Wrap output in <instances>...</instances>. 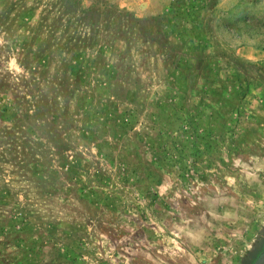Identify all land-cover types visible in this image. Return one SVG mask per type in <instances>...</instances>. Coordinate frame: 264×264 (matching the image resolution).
<instances>
[{"label":"rangeland","instance_id":"1","mask_svg":"<svg viewBox=\"0 0 264 264\" xmlns=\"http://www.w3.org/2000/svg\"><path fill=\"white\" fill-rule=\"evenodd\" d=\"M262 245L264 0H0V264Z\"/></svg>","mask_w":264,"mask_h":264},{"label":"water","instance_id":"2","mask_svg":"<svg viewBox=\"0 0 264 264\" xmlns=\"http://www.w3.org/2000/svg\"><path fill=\"white\" fill-rule=\"evenodd\" d=\"M252 264H264V246H262V250L258 253Z\"/></svg>","mask_w":264,"mask_h":264},{"label":"flooded vegetation","instance_id":"3","mask_svg":"<svg viewBox=\"0 0 264 264\" xmlns=\"http://www.w3.org/2000/svg\"><path fill=\"white\" fill-rule=\"evenodd\" d=\"M262 246H264V245H262ZM261 250H262V248H261ZM261 250H260V251H261ZM257 255H258V254H257Z\"/></svg>","mask_w":264,"mask_h":264}]
</instances>
